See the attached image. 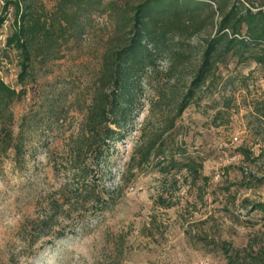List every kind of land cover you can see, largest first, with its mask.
Instances as JSON below:
<instances>
[{
  "label": "rangeland",
  "instance_id": "374dc122",
  "mask_svg": "<svg viewBox=\"0 0 264 264\" xmlns=\"http://www.w3.org/2000/svg\"><path fill=\"white\" fill-rule=\"evenodd\" d=\"M100 1L80 10L32 1L43 19L60 20L62 7L72 21L49 56L32 59L22 83L19 55L5 50L12 8L0 29V78L19 93L10 127L24 137L19 162L0 151V264H227L223 246L240 252L237 264L258 255L264 263V64L251 58L260 48L217 57L177 116L216 34L215 5L182 17V30L157 48L146 46L155 63L141 75L123 140L100 160L83 148L80 166L70 163L103 63L127 39L122 17L146 0ZM240 1L264 10V0ZM156 140L194 160L200 176L163 178L140 164Z\"/></svg>",
  "mask_w": 264,
  "mask_h": 264
},
{
  "label": "trees",
  "instance_id": "16d2710c",
  "mask_svg": "<svg viewBox=\"0 0 264 264\" xmlns=\"http://www.w3.org/2000/svg\"><path fill=\"white\" fill-rule=\"evenodd\" d=\"M32 1L0 0L2 2L0 29L10 8L13 10V27L5 40V50L15 51L19 55L18 81L21 83L30 74L32 59L40 55L43 58L49 56L56 37L63 34L72 21L62 7L57 10L61 16L60 20L51 22L43 19L40 15L34 14ZM64 2L76 10L101 4L100 0ZM203 4L209 8L211 4L215 5L216 10L211 11L212 18L217 12L220 21L216 26L215 36L207 43L201 65L188 93L177 108V116H180L189 105L193 90L200 89L212 76L215 60L220 55L230 53L238 55L239 52L252 47L260 48L258 53H252L251 58L256 64H264V10L255 9L252 3H248L251 5L246 7L240 0H205L201 4L191 3L189 0H146L133 6L129 13L122 17V24L119 26L123 30H128L124 35L127 37L124 45L110 53L101 68L97 93L86 120L87 129L80 131L81 147L77 149V154L70 162H73L74 167L80 166L79 159L83 148L94 152L97 160H100L108 152L110 144L123 140L124 135L121 134L131 116L141 75L147 67L155 63L154 53L148 52L146 46L152 45L157 48L171 30H182V17L187 15L194 20L198 17ZM54 24H58V29H54ZM18 96L19 93L0 78V118L6 119L8 124V127L0 129V151L4 154L12 152L16 162L24 156V137L21 129L13 135L9 106ZM140 164L154 167L163 178L182 171L194 179L200 176V165L190 158H183L172 147L165 148L164 145H159L157 140L152 141L140 153ZM82 170L84 173L85 169ZM102 210L100 208V211ZM221 249L227 256V264L238 263L239 251H233L231 254L232 249L225 246ZM260 260L258 255L248 264H264Z\"/></svg>",
  "mask_w": 264,
  "mask_h": 264
}]
</instances>
